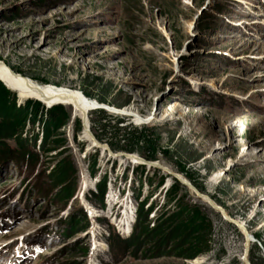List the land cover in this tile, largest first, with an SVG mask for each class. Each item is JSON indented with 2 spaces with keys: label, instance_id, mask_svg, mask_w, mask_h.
I'll return each instance as SVG.
<instances>
[{
  "label": "rangeland",
  "instance_id": "obj_1",
  "mask_svg": "<svg viewBox=\"0 0 264 264\" xmlns=\"http://www.w3.org/2000/svg\"><path fill=\"white\" fill-rule=\"evenodd\" d=\"M0 59L38 82L150 117L138 123L131 114L90 110L102 148L90 143L72 105L20 99L1 81L9 90L0 92L1 127L21 129L39 156L29 167L9 154L15 137L0 145V264H245L241 229L162 165L243 222L254 237L247 260L264 264V0H0ZM51 111L67 120L40 147ZM15 112L26 120L9 118ZM104 122L148 135L161 167L112 157L107 148L149 160L143 148L112 149ZM59 161L74 170L72 199L60 198L48 177ZM104 175L101 204L91 191ZM146 197L152 221L178 205L202 217L197 242L187 239L179 250L193 257L178 254L176 241L164 254L129 242ZM125 205L132 219L117 224ZM83 213L86 228L65 235V219ZM96 238L104 245L94 249Z\"/></svg>",
  "mask_w": 264,
  "mask_h": 264
},
{
  "label": "trees",
  "instance_id": "obj_2",
  "mask_svg": "<svg viewBox=\"0 0 264 264\" xmlns=\"http://www.w3.org/2000/svg\"><path fill=\"white\" fill-rule=\"evenodd\" d=\"M0 92L9 95V90L1 81ZM14 109L13 111H17L16 109ZM97 111L102 113L103 115H107L104 109L99 108L97 109ZM52 114L53 113L51 111L49 113L50 116L44 122V135L42 138V142L40 143V147L44 146L46 141L51 138L58 127L66 123L67 116L64 119H61L56 118ZM15 117H19L20 121H25L27 118L26 116H23L22 114L16 112L9 118L13 120ZM16 123L18 124L21 122ZM76 123L78 125L77 130H80L81 124L79 120H76ZM101 129L103 133L109 132L110 137L113 138V140L110 141V146L112 149L134 151L138 148H143L144 152H147L146 158H148L149 160L155 159L156 147L153 144L152 139H150L148 135H145L141 132L134 134L133 131L125 130L124 127H119L116 124L112 125L110 124V122L102 123ZM12 137H15L17 147L9 149V154H12L14 158H18L19 156L24 157L28 161L29 167H34V163L38 159L39 154L37 152H34L32 147L27 144V138L21 137V129L18 130V133L16 135L15 132H5L3 127H1L0 125V145L5 144L3 138ZM121 141L123 142L122 144H120ZM67 166L68 165L63 161H59L51 168L48 174V177L53 180L54 185L57 188L56 194L60 196V198H63L65 200L72 199L74 197V191L76 188L74 182L75 177H73L74 170H72L71 166L68 169ZM147 178L148 182L151 183L152 179L149 177ZM140 185H142L141 181ZM95 186L96 191H91V196L96 197L99 203L104 204L103 194L106 190V175L99 179V181L96 182ZM138 193L136 194L137 198L139 196ZM147 201L148 197L137 202V208L135 210V221L132 225V231L128 239L129 242L137 244L138 246H145V250L148 253L164 254L167 253L166 248H168V244L176 241L174 242V248L178 251V254H182L184 256V252H181L179 250L182 249V245L186 242L187 239H192V242H197L200 235L197 229L201 228L202 217H199V215H197L196 213L192 215H189L187 213L184 214L182 213L183 206L178 205L177 210L172 209L169 211V213H167V210L163 211L160 216L156 217L152 221L149 218V214L154 209V205L153 203H150L146 206ZM83 214L84 217L81 218L77 215H71L68 217V219H65L64 223H66V225L68 224L67 229H63L65 235L69 236L70 234H73L79 230H84L86 228V226L88 225V221L85 213ZM84 220H86V222H84ZM179 236L183 240L178 239ZM86 250L87 247L83 251ZM172 251L173 250L171 249L170 252ZM195 254L196 253L193 252L185 255L184 257L191 258Z\"/></svg>",
  "mask_w": 264,
  "mask_h": 264
},
{
  "label": "bare ground",
  "instance_id": "obj_3",
  "mask_svg": "<svg viewBox=\"0 0 264 264\" xmlns=\"http://www.w3.org/2000/svg\"><path fill=\"white\" fill-rule=\"evenodd\" d=\"M17 41V40H16ZM19 41V40H18ZM0 81H2L8 88L12 89L13 91H15L20 99H24L26 97L29 98H36L48 105H53V104H59V103H64V104H70L72 105L75 113H77V115H79L81 118L84 117L85 115L88 117V113L90 110L94 109L95 107H97L98 104H102L105 105L106 107H109L110 111L112 110L117 111L118 114H131L134 116V118L136 119L135 121H137L138 123L142 122V121H148L150 117H142L139 114L134 113L135 111H132L130 105H126V106H122V107H115L112 105H107L105 103L99 102L95 99L93 100H88V98H86L84 96L83 93H81L79 90L75 89V88H69L66 86H60V85H56L53 83H41L38 82L28 76L22 75L20 73L15 72L10 65L6 64V62L2 59H0ZM73 112V111H72ZM115 113V112H114ZM146 118V119H144ZM85 134H87L88 138L90 139V143L93 145H99L102 148H105V145L100 144L96 138L92 135H89L87 133V131L84 129ZM86 136V135H85ZM86 136V137H87ZM101 148V149H102ZM107 150L109 151V154L113 157L121 155V153H115L112 152L109 148H107ZM126 158H128L130 160V162L134 163V164H144L147 167H151L148 163H143L146 160L134 153H131L130 155H127ZM158 162V161H155ZM159 163V162H158ZM160 164V163H159ZM161 165V164H160ZM163 169L165 170V172H167L168 174H170V172H175L173 171L170 167L168 166H163ZM177 173V172H176ZM178 176L183 179V180H188L187 178H185L183 175H181L180 173H177ZM83 181L86 185L88 184V178H86V176L83 177ZM208 196V195H206ZM209 196L208 197H204L203 199L209 203ZM211 199V198H210ZM212 200V199H211ZM213 201V200H212ZM214 202V201H213ZM216 204V202H214ZM217 205V204H216ZM219 206V205H218ZM220 210L223 211V213L225 214V216H229L227 214V212L221 207L219 206ZM88 210H90V214H94L96 213V209L94 208V206H91L88 208ZM89 212V211H88ZM132 212H131V208L127 207L125 205L123 211H122V215L120 217V219L118 220V223L123 224L124 221H128L132 219ZM231 217V216H230ZM232 218V217H231ZM235 221H237V223H239V228L242 230H246L245 232H247L248 236H244L245 237V243L247 248L250 245V241L251 238H254L247 230L245 224L243 222H241L238 219L233 218ZM129 229V228H128ZM94 243H95V248L93 245V248L96 249V247H102V245H104V243H102L100 241V239H94ZM246 253V250H245ZM247 261V254L245 256L244 262L246 264Z\"/></svg>",
  "mask_w": 264,
  "mask_h": 264
},
{
  "label": "water",
  "instance_id": "obj_4",
  "mask_svg": "<svg viewBox=\"0 0 264 264\" xmlns=\"http://www.w3.org/2000/svg\"><path fill=\"white\" fill-rule=\"evenodd\" d=\"M104 109L106 111H110L109 107H106L105 105H102V104H98L97 107H95L94 109ZM110 112H113L112 110ZM115 113H117V111H114ZM82 119V125L84 127V129L87 131V133L89 135H92V132H91V129H90V121L88 119V117L85 115L84 117L81 118ZM122 155H130L131 153H126V152H120ZM145 162L143 163H148L150 166H159L161 167V165L158 163V162H155V161H152V160H143ZM170 175H172L173 177H175L176 179H178L182 184L186 185L189 189L193 190L197 195H199L200 197L204 198V197H208L206 196L205 194H202L201 192H199L197 190V188L195 186H193V184L189 181V180H183L181 179L178 174L176 172H170ZM209 204L211 207H213L214 209L218 210L224 217L225 219H227L229 222H232L234 223L235 225H237L239 227V223H237V221H235L233 218H231L230 216H225V214L223 213L222 210H220L219 206L216 205L210 198H209ZM246 231V230H245ZM244 230H242L244 236H248L247 235V232H245ZM254 238H251V241L253 240ZM247 250L248 248H246V253H244V256H243V259H245V256L247 254ZM246 264H249L248 260L246 261Z\"/></svg>",
  "mask_w": 264,
  "mask_h": 264
}]
</instances>
